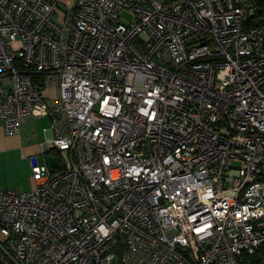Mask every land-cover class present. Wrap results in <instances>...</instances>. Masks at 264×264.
<instances>
[{
	"label": "built area",
	"instance_id": "2783aa9c",
	"mask_svg": "<svg viewBox=\"0 0 264 264\" xmlns=\"http://www.w3.org/2000/svg\"><path fill=\"white\" fill-rule=\"evenodd\" d=\"M25 115L51 134L0 188V264H264V0H0Z\"/></svg>",
	"mask_w": 264,
	"mask_h": 264
},
{
	"label": "crops",
	"instance_id": "0c3cea01",
	"mask_svg": "<svg viewBox=\"0 0 264 264\" xmlns=\"http://www.w3.org/2000/svg\"><path fill=\"white\" fill-rule=\"evenodd\" d=\"M37 121L45 123L42 130H36L35 124L33 126L32 123ZM49 126L48 117L25 115L20 119L18 132L6 134L0 118V188L21 190L15 188L17 176H23L30 182V186L21 191L34 187L35 180L31 175L29 158L39 154V143L51 134Z\"/></svg>",
	"mask_w": 264,
	"mask_h": 264
},
{
	"label": "rangeland",
	"instance_id": "374dc122",
	"mask_svg": "<svg viewBox=\"0 0 264 264\" xmlns=\"http://www.w3.org/2000/svg\"><path fill=\"white\" fill-rule=\"evenodd\" d=\"M71 2H72V0H60L61 6H69ZM120 16H121L120 20L123 21V22H125L130 17L126 13H121ZM47 94L48 95H52L53 94V88H50L47 91ZM32 124H33V126H34V124L37 126L36 130H38V131L42 130L43 126L45 125V123H42L41 121H39V122L37 121L35 123L33 122ZM46 126L48 127V124ZM47 156L49 158L48 162L50 164L53 165V164L57 163L58 158H59L58 154H55L54 152H51ZM238 165H239V162H233V166L237 167ZM15 180H16V183H17V185H15V188H19L21 190H25L26 188H28L30 186V182L28 181V179L24 178L23 176L22 177L17 176L15 178Z\"/></svg>",
	"mask_w": 264,
	"mask_h": 264
}]
</instances>
